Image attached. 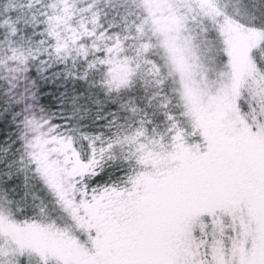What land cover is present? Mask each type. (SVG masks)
<instances>
[{"label": "snow or ice", "instance_id": "1", "mask_svg": "<svg viewBox=\"0 0 264 264\" xmlns=\"http://www.w3.org/2000/svg\"><path fill=\"white\" fill-rule=\"evenodd\" d=\"M0 264H264V0H0Z\"/></svg>", "mask_w": 264, "mask_h": 264}]
</instances>
